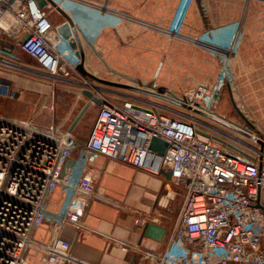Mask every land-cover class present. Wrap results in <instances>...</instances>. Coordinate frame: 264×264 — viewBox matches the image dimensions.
Wrapping results in <instances>:
<instances>
[{"label":"built area","instance_id":"1","mask_svg":"<svg viewBox=\"0 0 264 264\" xmlns=\"http://www.w3.org/2000/svg\"><path fill=\"white\" fill-rule=\"evenodd\" d=\"M53 1L61 7L67 0ZM114 15L119 23L168 39L180 37L175 29L124 13ZM0 33L10 40L27 35L24 41H16L18 50L37 61L47 75L78 72L79 56L58 35L48 10L39 8L34 0H0ZM188 40L211 54H223L229 61L234 52L232 46L229 52L200 37ZM5 55L0 54L1 66L25 69L15 52L9 50ZM211 95L212 87L199 83L184 91L182 98L196 107ZM98 98L101 104L82 161L66 177L63 168L79 143L72 132L54 124L41 127L32 119L0 115V264H86L74 259L71 242L60 232L65 224L89 230L82 222L89 201L106 200L96 190L95 175L88 166L89 152L154 174L171 172L165 182L166 196L172 202L177 196L181 200L169 224L163 252L150 253L130 245L131 250L155 264H264V210L257 206L263 204L260 197L264 191V145L259 143H264V135L259 129L251 123L257 131L252 142L259 146L248 145V150L244 148L247 152L199 129L193 119H178L156 107ZM198 131L207 133V140L200 139ZM153 137L167 143L163 155L149 148ZM58 186L64 190L63 203L57 212H51L47 200ZM49 217L51 236L47 243L37 245L44 258L35 263L27 259V253L34 244L35 231Z\"/></svg>","mask_w":264,"mask_h":264},{"label":"crops","instance_id":"2","mask_svg":"<svg viewBox=\"0 0 264 264\" xmlns=\"http://www.w3.org/2000/svg\"><path fill=\"white\" fill-rule=\"evenodd\" d=\"M80 1L85 4H80L73 0H67L62 4L61 8L67 13L73 22V26L83 51V61L84 59L88 60L90 58L91 60L101 59L102 61L107 62L113 60L125 63H133V61L144 62L145 66H147L146 69L149 72L158 68L159 70L163 69L164 71V61L168 63H178L177 68L173 67L172 64H170L169 68L166 66V74L168 77L165 80H159L157 77L158 74L156 75V73L155 76H150L147 73L142 77L139 75L140 73H137L138 75L130 73L133 81L134 78L140 80L142 85L146 86L148 89H152L153 87L164 88L165 85L168 87L170 86L169 81H172L174 77H176V82L184 83L185 85H189L192 79L190 86L197 84L198 82H195L194 80L196 76L201 75L202 72L198 64L200 59L201 61L202 59L209 60L210 65L208 66L209 69H206V72L209 74L213 73L215 67L212 69V59L205 56L200 51L193 49L186 42L178 40L177 38L168 39L160 33L142 28L138 29L124 23H120L121 30L130 35V37H134V39H132V46H143L144 44L145 48L142 51L145 52V55L142 57L140 52L136 51V53H133L132 50H130V53L126 54L123 53L125 49L122 48L123 51L121 50V52L114 57L111 56L110 47L113 46L114 42L111 40L113 39L111 29L107 26L110 19L105 14L108 12L101 10V7L105 8L107 11H112L114 14L124 13L136 19L150 23L167 25L171 21L179 0ZM44 8L48 10V17L52 24L55 27L60 28L63 35L73 39L76 43V38L72 29L66 25V20L63 15L57 10L53 11L47 5ZM183 19L182 31L185 33L195 34L196 31L201 30L203 26L209 24V19L202 16L200 6L196 5L195 2L189 9L186 18L183 16ZM146 31L148 32L139 36ZM155 33L161 36H158ZM20 38L21 37H19V39ZM19 39L9 40L8 38L4 39L0 37L2 43L5 42L14 52H19L16 53L18 61L28 66L30 64H26L27 60L24 57L26 54L20 52L16 45V41H20ZM65 41L68 42V40ZM163 48H165L164 52ZM98 56L100 59H98ZM138 56H140L141 59H139ZM27 57L29 56L27 55ZM29 59L34 60L31 57H29ZM155 62H161V66L155 64ZM185 62H192L193 66H184ZM247 62L249 69V60ZM254 68L258 69L256 81H249L250 76L248 71V85L243 88L242 95L247 105V109L259 124V133L264 134L263 54H259L256 64H254ZM33 70H40V72H42L40 67H35ZM2 73L6 75L4 70L1 74ZM7 75L10 76L11 73L8 71ZM54 78H57L55 80L60 83L62 82L63 84L66 83L70 86L77 85L76 82L65 79L66 77L63 75H58ZM181 78L183 79L182 81ZM103 85L110 86L106 84ZM44 87L47 89L46 86ZM112 87L122 88L118 86ZM134 91L136 92L135 95H131V97L128 96V98L121 100L118 103L122 104L124 102H130L145 108L156 107L160 112L166 113L164 108H162L163 105L156 101L159 99H165L153 95H145L137 90ZM111 92L114 95L118 93L117 91ZM65 95L66 94H64V97H66ZM72 95V97H68L69 101L65 104L60 100L59 103L57 101H55V104L52 102L54 104V111L51 114L43 111L33 120H35L37 124L51 123L59 127L61 130H68L76 115L88 101V98L82 94V91L79 95ZM154 98H156V100ZM221 100L218 104L220 111L222 112L221 115H223L224 110H226V103H221ZM35 101L36 99L27 100L23 96L17 98V100L0 98V114L10 118L25 120L29 110L27 107L31 106V104L34 105ZM165 101L177 105L168 100ZM77 109L78 112L74 115L75 110ZM87 110L92 111L95 117L88 119V121L82 126L78 125L79 121L76 123L73 128L76 132V137L82 138L85 132L88 133L89 137L90 130L99 111V106L91 104ZM240 116L245 121V125L251 126V120L249 121L246 119L247 117L242 114ZM197 126L201 129L199 125ZM201 130L221 139V137H219L220 135L213 131L211 132L206 129ZM221 140L223 142L231 143L235 148L245 150L243 146H239L234 138H231V140L223 138ZM86 141H79L78 145L72 149L62 173L64 177L70 176V174L74 172L75 166L82 161V152L86 148ZM88 166L93 169L97 192L100 195H103L106 200L93 199L89 201L82 215V222L85 227L89 228V230L77 229L70 224H65L61 228V237L71 242V253L74 259L86 264H155L152 259L146 257L143 253L131 250L129 246H138L146 252L155 254L162 253L166 246L168 227L170 222H172L176 216L178 201H169L170 199L166 196L165 182L167 180L164 174L162 172L160 174L150 173L133 165L123 163L118 159H108L107 157L93 152H89ZM63 199L64 190L62 187L58 186L48 197L46 204L48 211L57 212L63 203ZM260 199L264 204V191L261 193ZM148 222L165 229V234L161 241H156L147 237L141 238L140 235L142 228ZM50 236L51 218L49 217L33 235L34 244L27 253L28 260L35 263H42L44 253L37 245L47 243Z\"/></svg>","mask_w":264,"mask_h":264},{"label":"rangeland","instance_id":"3","mask_svg":"<svg viewBox=\"0 0 264 264\" xmlns=\"http://www.w3.org/2000/svg\"><path fill=\"white\" fill-rule=\"evenodd\" d=\"M194 2L196 5L200 6L202 16L209 19V24L203 26L201 30L196 31L195 34L185 33L182 31L184 21L183 16H185L186 18V15ZM48 5L50 9L53 8L50 4H47V6ZM52 10L56 11L54 9ZM105 12H108L105 13L110 19L107 23V26L111 29L113 38L111 40L114 42L113 46L110 47L112 54L111 56H116L119 52H121V50L123 51L122 48H124L125 50L123 51V53L128 54L130 53V50H132L133 53H136V51L140 52L141 56L144 57L145 52L142 51L145 48L144 44L143 46H132V39H134V37H130V35L121 30L120 23L118 22L112 11L106 10ZM155 25L177 30L180 34V37L177 38L178 40L186 42L193 49L200 51L205 56L212 59V69L215 67L213 73L209 74L206 72V69H209V60L202 59L201 61L200 59L198 64L202 71L201 75H195L196 78L193 77L195 78L194 81L198 82L197 84L205 83L212 87V95L210 96L212 97V100L209 101L208 104L205 100L198 101L197 103L202 106L207 105L208 108L206 106L205 107L208 110H211L212 113L202 110L201 108L197 107L196 104L195 106L204 112H207L232 125H235L236 127L249 133L251 136L256 134L257 131L255 132L251 126L244 124L245 121L240 115L242 114L247 117L246 119H248L249 121L251 120L250 122L258 128L259 124L256 121H253L255 119L247 109V105L243 98L242 92L243 88L247 87L248 85V71L250 76L249 81H256L258 69L254 68V64H256L259 54L264 55V0H179L177 7L172 15L171 21L167 25L160 23ZM55 28L57 29V27ZM147 32L148 31L143 32L139 36L144 35ZM156 35L161 36L159 34ZM0 37L7 39V37L2 33H0ZM189 37H200L202 40L213 43L215 46H222L224 48H228L230 46L234 47V52L231 54L230 61L221 53L214 52L213 54H211L210 52H208L209 50L206 51V49L202 47L199 48L193 45L188 40ZM233 41H235V45ZM9 50L12 53L14 52L13 50H11L9 45H7L5 42L2 43L0 41V54L6 56L5 54H7ZM164 50L165 48H163V52ZM24 57L27 60L26 64H30L28 66L31 69L22 62H19V64L25 69H12L0 65V98L17 100V98L23 96L27 100L36 99V101L34 102L35 104L33 103L34 105L31 104V106L27 107L29 108V116L27 115L25 120L36 119V117L39 116L43 111H46V113L49 112L51 114L54 111L55 101L59 103L60 100L65 104L69 101L68 97H72V94L79 95V93H81V91L85 89L91 90L97 97L101 96L106 100L117 104H120L118 102L128 98V96L131 97V95H135L136 93L134 90L105 86L87 76L81 75L76 71L70 72L68 76H65V79L72 80L73 82H76L77 85L70 86L66 83L63 84L62 82H57V80H55L57 78L47 75L46 73L43 74L44 72L42 69V72H40V70H33V68L35 67H40L37 61L29 59L27 55H24ZM138 57L139 59H141L140 56ZM98 59H100V57ZM248 60L250 64L249 69L247 62ZM160 63L155 62V64L161 66ZM170 64H172L175 68H177L178 66L177 62L168 63L164 61V71L163 69L159 70L158 68L154 69L152 72H149L146 69L147 66H145L144 62L133 61V63H125L116 60L107 62L102 61L101 59L91 60L90 58L88 60L84 59L83 61L85 70L95 77L115 83L118 82L119 84L122 83L123 85L128 84L131 86L139 87L141 89L143 88L146 90H150L152 92H158L159 90H162L165 95L184 103L182 98L183 92L192 86H190V84L192 83L193 79L190 81L191 83L189 85H185L184 83L176 82V77H174L172 81H169L170 86L167 87L165 85L164 88L153 87L152 89H148L146 86L142 85L141 81L136 80V78H134V81L131 79L130 73L136 75L140 73L139 75L141 77L143 75H146L147 73L150 76H155L156 73V75L158 74L157 77L159 80H165L168 77V75L166 74V66L169 68ZM184 66L192 67L193 63L185 62ZM3 70L6 75H4L3 73L1 74ZM8 71L11 73L10 76L7 75ZM182 80L183 79L181 78V81ZM44 86H46L47 89H45ZM111 91H117L118 93L114 95ZM64 94H66V97H64ZM154 99L156 100V98ZM220 100L221 103H226V110H224L223 115H221L222 112L220 111L218 104ZM156 101L163 105L162 108H164V111L167 114H170L171 116L182 120L193 119L201 129H206L211 132L213 131L214 133L219 134V137H221V139L227 138L231 140V138H234L239 146H243V148L245 149H248V145H252L254 147L259 146L252 142L253 138L250 135L236 132L209 118L190 111L184 107L169 103L165 100L159 99ZM77 112L78 109L75 110L74 115ZM93 117H95L94 113L90 110H87L79 120L78 125H84V123H86L88 119ZM33 122L37 124L35 120H33ZM50 124L51 123L37 125L44 127L50 126ZM72 131L73 135H75L76 137V132L74 130ZM87 138V132L84 133L82 138L77 137L78 141L80 142L86 141ZM174 189L177 191V193H179L176 188ZM176 198L178 200L177 208H179L181 199L180 196H177Z\"/></svg>","mask_w":264,"mask_h":264},{"label":"water","instance_id":"4","mask_svg":"<svg viewBox=\"0 0 264 264\" xmlns=\"http://www.w3.org/2000/svg\"><path fill=\"white\" fill-rule=\"evenodd\" d=\"M21 1H25V0H21ZM34 2L36 3V5L39 7V8H42V7H45L47 4H50L53 8H55V10H57L59 13H61L63 15V17L65 18L66 20V25H68L69 27H71L72 29V32L76 38V43L73 41V39L63 35V33L61 32V29L60 28H57V32L59 33V35L65 39V40H68V44L69 46L76 50V54L80 57V63L78 64L77 66V71L83 75V76H87L89 78H91L92 80L98 82V83H101V84H106V85H110V86H118V87H122V88H128L130 90H137V91H140L144 94H148V95H153V96H157V97H160V98H163L165 100H168L170 102H173L181 107H184L190 111H193L197 114H200L206 118H209L217 123H220L221 125H224L236 132H239V133H242V134H246V135H250L249 133L243 131L242 129L236 127L235 125H232L214 115H211L207 112H204L196 107H193V106H190V105H187L185 103H183L182 101H179L177 99H174L172 97H169L167 95H165L163 93L162 90H159L158 92H152V91H149V90H146V89H141V88H138V87H134V86H131V85H123V84H119V83H115V82H111V81H107V80H104V79H101V78H98V77H95L94 75L90 74L89 72H87L84 68V65H83V51H82V48L80 46V43H79V39H78V36H77V33L75 31V28L73 26V22L71 20V18L67 15V13H65L63 11V9L61 7H59L53 0H34ZM28 36L27 35H24L22 36L19 40L20 41H24ZM82 94H84L87 98H88V101L86 102V104L82 107V109L80 110V112L76 115V117L74 118L73 122L71 123L68 131L69 132H72L74 126L76 125V123L80 120V118L83 116V114L86 112V110L89 108V106L91 104H95L97 106H100L101 104V101L100 99L94 95V93L89 90V89H85L82 91ZM212 100V97H208L205 99V101H207L206 103L208 104L209 101ZM199 134H200V139L202 140H207V138L209 137V135L207 133H203L202 131H198ZM251 136V135H250ZM259 143H260V146L263 147L264 143L262 141L259 140ZM167 147V143L165 141H163L162 139H159L157 137H153L150 141V144H149V148L156 152L157 154L159 155H163L165 149ZM228 153L230 154H233L231 151H227ZM162 173L164 174L166 180H170V177H171V172L170 171H162ZM258 207H260L261 209L264 210V204H261V203H258L257 204ZM165 234V229L163 227H160L156 224H153V223H146L143 228H142V231H141V238L143 237H147V238H151L153 240H156V241H161L162 240V237L164 236Z\"/></svg>","mask_w":264,"mask_h":264},{"label":"bare ground","instance_id":"5","mask_svg":"<svg viewBox=\"0 0 264 264\" xmlns=\"http://www.w3.org/2000/svg\"><path fill=\"white\" fill-rule=\"evenodd\" d=\"M54 9H55V8H54ZM227 50H228L229 52L232 51L231 48H228ZM216 85H217V84H216ZM243 103H244V102H243ZM238 104H239V103H238ZM196 106L199 107V108H201L202 110H205V111H208V112H211V113H212L211 110H208V109H207V108H208L207 105L202 106V105H200V104H196ZM205 106H206L207 108H206ZM242 107H243V106H242ZM240 108H241V106H240ZM249 119H250V118H249ZM253 121H256V120H253Z\"/></svg>","mask_w":264,"mask_h":264}]
</instances>
